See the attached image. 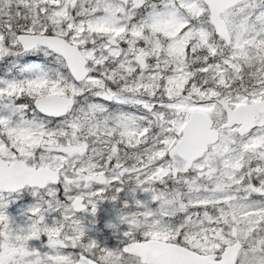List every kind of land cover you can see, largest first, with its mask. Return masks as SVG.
<instances>
[{
	"label": "snow or ice",
	"instance_id": "obj_1",
	"mask_svg": "<svg viewBox=\"0 0 264 264\" xmlns=\"http://www.w3.org/2000/svg\"><path fill=\"white\" fill-rule=\"evenodd\" d=\"M0 264H264V0H0Z\"/></svg>",
	"mask_w": 264,
	"mask_h": 264
}]
</instances>
